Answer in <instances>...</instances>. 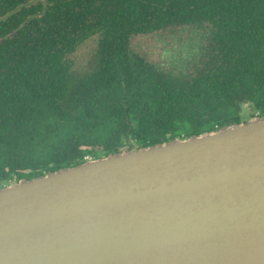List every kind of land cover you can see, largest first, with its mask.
<instances>
[{
	"label": "trees",
	"instance_id": "1",
	"mask_svg": "<svg viewBox=\"0 0 264 264\" xmlns=\"http://www.w3.org/2000/svg\"><path fill=\"white\" fill-rule=\"evenodd\" d=\"M181 26L171 65L134 48ZM262 114L264 0H0V186Z\"/></svg>",
	"mask_w": 264,
	"mask_h": 264
},
{
	"label": "water",
	"instance_id": "2",
	"mask_svg": "<svg viewBox=\"0 0 264 264\" xmlns=\"http://www.w3.org/2000/svg\"><path fill=\"white\" fill-rule=\"evenodd\" d=\"M0 264H264V114L0 186Z\"/></svg>",
	"mask_w": 264,
	"mask_h": 264
},
{
	"label": "rangeland",
	"instance_id": "3",
	"mask_svg": "<svg viewBox=\"0 0 264 264\" xmlns=\"http://www.w3.org/2000/svg\"><path fill=\"white\" fill-rule=\"evenodd\" d=\"M199 41L200 34L196 30L181 26L166 29L160 33L138 36L134 39V48L146 53L154 61H161L168 66L179 56L193 54ZM84 53L82 50H77L73 55L79 65L86 59Z\"/></svg>",
	"mask_w": 264,
	"mask_h": 264
},
{
	"label": "built area",
	"instance_id": "4",
	"mask_svg": "<svg viewBox=\"0 0 264 264\" xmlns=\"http://www.w3.org/2000/svg\"><path fill=\"white\" fill-rule=\"evenodd\" d=\"M84 157H85V159H86V160H88V159H91V158H92L90 155H85Z\"/></svg>",
	"mask_w": 264,
	"mask_h": 264
}]
</instances>
